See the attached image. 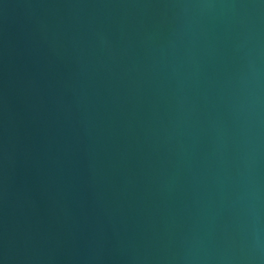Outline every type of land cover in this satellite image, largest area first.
<instances>
[{
  "label": "water",
  "instance_id": "water-1",
  "mask_svg": "<svg viewBox=\"0 0 264 264\" xmlns=\"http://www.w3.org/2000/svg\"><path fill=\"white\" fill-rule=\"evenodd\" d=\"M0 264H264V0H0Z\"/></svg>",
  "mask_w": 264,
  "mask_h": 264
}]
</instances>
